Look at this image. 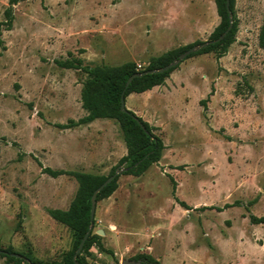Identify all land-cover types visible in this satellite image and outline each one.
Returning <instances> with one entry per match:
<instances>
[{
    "label": "rangeland",
    "instance_id": "rangeland-1",
    "mask_svg": "<svg viewBox=\"0 0 264 264\" xmlns=\"http://www.w3.org/2000/svg\"><path fill=\"white\" fill-rule=\"evenodd\" d=\"M9 1L0 0V24ZM234 10L226 54L183 59L164 85L125 99L165 149L140 177L118 167L91 230L112 255L93 246L89 264H142V254L161 264H264V225L249 222L264 216V0H235ZM12 16L11 30L0 28V248L54 264L72 235L47 211L68 209L78 184L43 169L107 176L126 155L114 120L57 127L86 112L85 74L56 62L144 70L167 51L207 45L219 18L214 0H16Z\"/></svg>",
    "mask_w": 264,
    "mask_h": 264
},
{
    "label": "trees",
    "instance_id": "trees-1",
    "mask_svg": "<svg viewBox=\"0 0 264 264\" xmlns=\"http://www.w3.org/2000/svg\"><path fill=\"white\" fill-rule=\"evenodd\" d=\"M15 2L16 0H10L9 6L4 12L5 20L0 24V28L3 27L5 31H9L12 28V5H14ZM214 4L219 18V24L210 34L209 43L200 50L188 54L184 60L211 52L218 53L217 57L220 58L226 54L228 47L234 43L238 26L234 10L235 0H229L228 8L226 6V0H214ZM224 33H226L225 36L221 40H218ZM258 41L259 46L264 49V25L261 28ZM0 45H2V40H0ZM201 45H203V43L197 41L167 51L161 57L151 59L144 70H138L134 62H126L118 66L94 67L84 66L80 59L56 62L60 68L79 70L85 74L80 92V100L81 107L86 112V115L78 121L70 120L67 124H59L57 127L60 129H70L76 126L89 124L96 119L114 120L121 130L124 146L126 148V155L121 157L117 165L110 169L107 176H98L81 172L53 171L49 168L43 169L44 173L53 178H57L64 174L70 175L78 184L76 195L68 209H50L47 211L50 218L66 227L72 235L71 249L62 255L59 262H54V264H89L85 255L93 246L97 247L100 252L112 255L111 251L103 247L101 237L91 231L84 243L81 253L74 258L81 240L88 232L91 225V196L94 190H96L107 177L113 175L115 170L122 165L126 166V169L121 172L122 175L133 177L142 176L152 165L159 162L162 152L165 149L162 139L154 133V127L136 116L132 111L127 109L123 112L120 109L121 96L125 101L131 94H141L154 87L164 85L165 80L178 68L179 63L162 73L141 74L147 71L162 69L172 62L177 61L183 53L191 48ZM135 74L138 76L132 78L131 82L126 87L128 79ZM201 103L204 105L203 101ZM118 176L97 194L96 202L109 198L115 192L117 189ZM179 205L181 207H186L182 202H179ZM229 207L230 205H225L221 209H216L221 211ZM202 209L208 210L214 208L202 207ZM249 222L252 225H264V216L255 217L251 215L249 217ZM93 224L94 220L92 222V225ZM11 254L15 253H13L10 248H0V257L6 258L7 262L17 264H40L28 254L23 255L24 258L22 259L14 257ZM135 260H140L142 264H161L158 260L146 254L137 256Z\"/></svg>",
    "mask_w": 264,
    "mask_h": 264
},
{
    "label": "water",
    "instance_id": "water-1",
    "mask_svg": "<svg viewBox=\"0 0 264 264\" xmlns=\"http://www.w3.org/2000/svg\"><path fill=\"white\" fill-rule=\"evenodd\" d=\"M228 5H229V0H226V6L228 8ZM229 12V11H228ZM226 33H224L222 36L219 37L218 40H221L224 36H225ZM206 44H203L201 46H205ZM196 51L195 48H191L190 50H188L187 52L183 53L176 62H172L171 64L165 66L164 68L162 69H159V70H153V71H147V72H143L141 75H144V74H152V73H162L164 71H167L169 70L171 67H173L174 65L180 63L183 59L186 58V56L188 54H190L191 52H194ZM138 76L137 74L133 75L132 77H130L126 83V87L129 85V83L131 82L132 78ZM120 109L125 112L127 109H126V106H125V101L124 99L122 98L121 96V100H120ZM119 169L117 168L114 172L113 175L107 177V179L96 189L94 190L92 196H91V205H90V222H91V225L89 227V230L88 232L85 234V236L83 237V239L81 240L76 252H75V255H74V258L79 255L83 249V246H84V243L86 241V239L88 238L91 230H92V222L94 220V215H95V209H96V196L97 194L102 190L104 189L108 184H110L118 175H119ZM96 234L101 236L103 233L102 231H96ZM12 256L14 257H17V258H20L19 255H16V254H11ZM122 264H130L129 262H122Z\"/></svg>",
    "mask_w": 264,
    "mask_h": 264
},
{
    "label": "crops",
    "instance_id": "crops-1",
    "mask_svg": "<svg viewBox=\"0 0 264 264\" xmlns=\"http://www.w3.org/2000/svg\"><path fill=\"white\" fill-rule=\"evenodd\" d=\"M127 109V108H126ZM133 112V111H132ZM134 113V112H133ZM135 114V113H134ZM96 120H98V119H96ZM96 120H94L93 122H91V123H89V124H85V126H86V128H84V130L85 131H88V129L90 128V127H93V125H94V123H95V121ZM81 126H84V125H81Z\"/></svg>",
    "mask_w": 264,
    "mask_h": 264
}]
</instances>
